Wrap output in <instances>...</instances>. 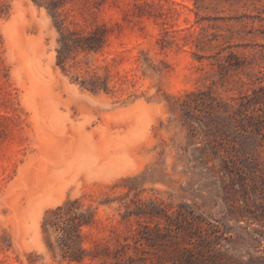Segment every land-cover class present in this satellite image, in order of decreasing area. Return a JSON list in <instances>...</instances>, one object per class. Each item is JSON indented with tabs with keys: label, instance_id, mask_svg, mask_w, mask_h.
<instances>
[{
	"label": "rangeland",
	"instance_id": "rangeland-1",
	"mask_svg": "<svg viewBox=\"0 0 264 264\" xmlns=\"http://www.w3.org/2000/svg\"><path fill=\"white\" fill-rule=\"evenodd\" d=\"M180 207L264 264V0H0V264H172Z\"/></svg>",
	"mask_w": 264,
	"mask_h": 264
},
{
	"label": "trees",
	"instance_id": "trees-1",
	"mask_svg": "<svg viewBox=\"0 0 264 264\" xmlns=\"http://www.w3.org/2000/svg\"><path fill=\"white\" fill-rule=\"evenodd\" d=\"M234 114L237 115L242 126V102L235 108ZM59 222L60 219L57 220V223ZM63 223L65 225L63 241L68 244L73 237L71 230L78 225L86 224L87 221L84 217L71 216L64 219ZM214 227L212 222L197 216L194 210L186 211L180 207L172 214L166 215L164 227L157 224L153 230L150 226H144L143 233L140 232L136 237V244L147 243L149 246H155L158 242L155 239L162 235H168L174 244H179L177 240L182 238L187 245L179 250V258L172 264H218L210 255ZM73 259L80 261L82 256L76 254Z\"/></svg>",
	"mask_w": 264,
	"mask_h": 264
}]
</instances>
